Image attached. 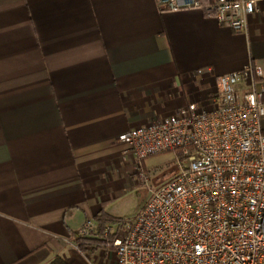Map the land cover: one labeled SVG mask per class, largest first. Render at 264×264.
Returning <instances> with one entry per match:
<instances>
[{
    "label": "crops",
    "instance_id": "1",
    "mask_svg": "<svg viewBox=\"0 0 264 264\" xmlns=\"http://www.w3.org/2000/svg\"><path fill=\"white\" fill-rule=\"evenodd\" d=\"M254 1L235 33L156 0H0V264H88L79 231L121 224L114 207L139 176L122 135L210 110L218 77L249 64L264 93Z\"/></svg>",
    "mask_w": 264,
    "mask_h": 264
},
{
    "label": "built area",
    "instance_id": "2",
    "mask_svg": "<svg viewBox=\"0 0 264 264\" xmlns=\"http://www.w3.org/2000/svg\"><path fill=\"white\" fill-rule=\"evenodd\" d=\"M160 13L200 10L245 33L254 0H156ZM253 64L217 79L210 110L195 103L119 138L141 162L176 154L178 170L136 216L97 231L88 221L76 249L104 248L112 264H264V93ZM139 179H145L139 172ZM88 264H94L90 259Z\"/></svg>",
    "mask_w": 264,
    "mask_h": 264
},
{
    "label": "rangeland",
    "instance_id": "3",
    "mask_svg": "<svg viewBox=\"0 0 264 264\" xmlns=\"http://www.w3.org/2000/svg\"><path fill=\"white\" fill-rule=\"evenodd\" d=\"M176 154L173 152L150 157L141 162L140 171L145 179L135 177L136 185L114 207L115 214L122 220H128L140 211L151 192L169 181L178 170ZM117 226V225H116ZM84 257V256H83ZM92 260L94 264H112V253L104 248L86 251L84 260Z\"/></svg>",
    "mask_w": 264,
    "mask_h": 264
},
{
    "label": "trees",
    "instance_id": "4",
    "mask_svg": "<svg viewBox=\"0 0 264 264\" xmlns=\"http://www.w3.org/2000/svg\"><path fill=\"white\" fill-rule=\"evenodd\" d=\"M103 221V220H102ZM104 223H102V225H103ZM79 242H80V244L82 243L81 242V240H79ZM59 264H63L61 261L60 262H58ZM56 264V263H55Z\"/></svg>",
    "mask_w": 264,
    "mask_h": 264
}]
</instances>
